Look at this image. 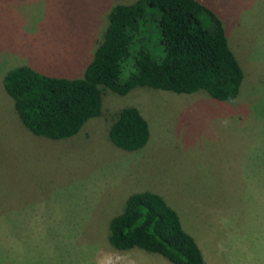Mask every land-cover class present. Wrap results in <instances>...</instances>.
Returning <instances> with one entry per match:
<instances>
[{
	"label": "rangeland",
	"instance_id": "obj_1",
	"mask_svg": "<svg viewBox=\"0 0 264 264\" xmlns=\"http://www.w3.org/2000/svg\"><path fill=\"white\" fill-rule=\"evenodd\" d=\"M135 0H0V264H170L107 242L132 193L159 195L207 264H264V0H197L220 20L243 73L234 100L134 88L103 92L72 137H37L2 88L18 66L82 77L106 15ZM135 107L145 145L120 150L111 116Z\"/></svg>",
	"mask_w": 264,
	"mask_h": 264
},
{
	"label": "trees",
	"instance_id": "obj_2",
	"mask_svg": "<svg viewBox=\"0 0 264 264\" xmlns=\"http://www.w3.org/2000/svg\"><path fill=\"white\" fill-rule=\"evenodd\" d=\"M242 80L220 20L202 3L135 0L110 9L81 78L18 66L5 73L2 88L27 131L57 141L101 115L106 91L123 96L134 88H150L201 93L221 102L236 98ZM107 137L120 150H138L147 141V123L135 107L121 108L111 116ZM107 242L115 250L137 248L170 264H206L176 212L150 191L126 197L121 212L109 220Z\"/></svg>",
	"mask_w": 264,
	"mask_h": 264
},
{
	"label": "crops",
	"instance_id": "obj_3",
	"mask_svg": "<svg viewBox=\"0 0 264 264\" xmlns=\"http://www.w3.org/2000/svg\"><path fill=\"white\" fill-rule=\"evenodd\" d=\"M202 257H203V255H202ZM204 260V259H203ZM204 262H205V260H204ZM206 263V262H205ZM207 264V263H206Z\"/></svg>",
	"mask_w": 264,
	"mask_h": 264
}]
</instances>
